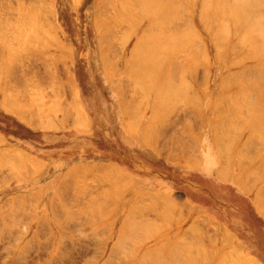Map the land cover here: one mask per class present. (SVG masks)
Segmentation results:
<instances>
[{
  "label": "rangeland",
  "instance_id": "obj_1",
  "mask_svg": "<svg viewBox=\"0 0 264 264\" xmlns=\"http://www.w3.org/2000/svg\"><path fill=\"white\" fill-rule=\"evenodd\" d=\"M106 1L0 0V101L9 102L30 125L57 131L83 129L86 146L81 153L84 164L71 169L49 167L46 162L27 157L25 160L21 152L23 160L19 159L18 164H23V168L12 169L7 167L10 156L0 157V175L13 171L20 186L19 193L12 197L10 191L1 192L4 188H0V264H238L245 257L246 264H264V125L257 126L254 118L258 108L264 113V80H260L264 76L257 74L260 79L253 78L258 67L264 69V51L256 58L253 56L257 55L249 54L253 43L264 49V37L259 39L260 33H251L257 38L253 39L244 31L243 23L238 28L229 25V32L226 29L221 33L217 21L200 14L202 0H179L189 6V12L181 16L186 14L183 7L178 19L191 18L192 27L197 29L189 26L192 36L186 34L188 19L183 22L186 29H179L185 24L177 29L186 35L184 46L194 48L189 64L195 60L197 63L190 66L193 73L182 76L179 71L185 80L179 76L176 81L178 74L174 80L168 64L157 52L163 43H171L167 35L170 30L165 28L164 35L157 29V38L151 28L144 29V25H151L145 21L142 0ZM252 1L244 4L251 11L247 14L258 18L260 13L264 17V0ZM253 3H257V8ZM106 7L116 12L112 15ZM259 18L257 24L261 27L264 18ZM178 19L175 26L180 23ZM220 34L227 37L226 42L220 43ZM165 36L168 38L162 41ZM122 37L126 40L121 41L125 42L121 47ZM139 38H143L145 47L135 51ZM115 39L119 40L118 50L110 44ZM197 42L209 54L207 57L203 51H199L202 55L195 53ZM233 43L237 48H233ZM109 44L112 49L108 51ZM186 58L188 55L178 60L183 63ZM108 64L117 66L113 69ZM197 64L205 73L204 79L199 75L200 69L196 71ZM243 68L252 74L246 75L250 77L247 79L256 82L243 80ZM261 69H257L259 74ZM234 70L243 79L241 76L236 81ZM231 71L237 83L232 80ZM168 75L172 78L168 79ZM197 77L203 80L202 85ZM222 80L228 84L223 85ZM255 83L262 84V92ZM166 84L177 95H183L179 97L185 100L184 107L168 89L179 105L166 111L175 107L170 106V97L163 95ZM243 90L249 92L246 97V92L240 93ZM234 95H240L239 100ZM129 100L137 104L129 105ZM125 106L133 109L132 120ZM134 106L138 108L136 112ZM185 108L190 109L188 114L183 112ZM160 116L164 120L162 127ZM255 133L259 134L256 140ZM246 138L253 143L251 146L248 141L249 146H245ZM91 140L97 147L95 152L91 151ZM186 148L189 149L184 153ZM92 159L98 161V169L86 165ZM29 161H34L37 168L34 163L27 165ZM113 172L114 176H110ZM27 179L32 182L24 183ZM147 189L149 194H145ZM219 238L223 243L236 240L252 245L259 259L257 254H249L246 247L239 249L244 251L240 261L208 254L217 251L207 246L217 245Z\"/></svg>",
  "mask_w": 264,
  "mask_h": 264
},
{
  "label": "bare ground",
  "instance_id": "obj_2",
  "mask_svg": "<svg viewBox=\"0 0 264 264\" xmlns=\"http://www.w3.org/2000/svg\"><path fill=\"white\" fill-rule=\"evenodd\" d=\"M108 1V0H107ZM107 1L105 2L106 4H107ZM110 1V0H109ZM108 1V3H110ZM119 1H121V0H119ZM182 1V0H181ZM184 1V0H183ZM254 1H256V0H254ZM99 2H101V1H99ZM125 2V1H124ZM134 2V1H133ZM137 2L139 3L140 1H138L137 0ZM188 2V1H187ZM246 2H250V4H252V0L250 1V0H202V3H201V8H200V14H204V15H206L205 17H207L208 19H210L211 21H217L218 23V29H219V31L221 32V33H223L224 32V30H226V29H228V32H229V28H227L229 25H233L235 28H238V25H239V23H243V26H244V31H248V33H249V35H250V37H252L253 36V34H251V33H254L255 35L257 34V32H258V34L260 33V37H259V39L261 38V37H264V33H262L261 32V27L263 28L264 27V25H262L261 27L257 24V20H258V18L260 17V18H264V17H261V15H260V13H259V16H257L258 18H256L255 16H251V15H248L247 13L249 12H251V11H248V9L246 8V7H244V4L246 3ZM102 3V2H101ZM127 3V2H126ZM135 4V6L136 5H139V4ZM141 3V2H140ZM184 3H186V2H184ZM191 3H192V1H191ZM258 3V2H257ZM257 3H255V4H257ZM264 3V2H263ZM116 4V3H115ZM129 4V3H128ZM127 4V5H128ZM134 4H132V5H134ZM254 3H253V7H255V8H257L256 6H254L255 5ZM184 5H186V4H184ZM249 5V4H248ZM261 5H262V3H261ZM264 5V4H263ZM104 6V5H103ZM112 6V5H111ZM118 6V5H117ZM134 6V7H135ZM192 6V5H191ZM258 6V5H257ZM116 7V6H115ZM119 7V6H118ZM117 7V8H118ZM186 7V6H183V4L181 3H179V0H142V11H143V15H144V17H145V21L147 22V23H150V25L151 26H149V27H147L146 25H144V29L147 31H149V29L151 30V34H152V31L153 32H156V35H157V29L159 30L158 31V33L160 32V29H161V32L163 31V33L162 34H164V29L166 28V29H169L170 30V33L168 34L167 33V35H169L168 37H169V39H170V41H171V43L170 44H166V43H163L159 48H158V51L157 52H159L160 53V55H161V57H162V59H163V61H166V63L168 64V72H169V75L171 76V74H172V76H176L178 73H179V71H180V73L182 74V76H183V74L184 73H186V75H187V73H193V71L195 72V70H191L192 68L190 67L191 65H193L197 60H195V62L193 61V63H191V65L189 64V61L191 60L190 58H189V56H190V53H192L193 51H194V48L192 49V48H190L189 46H184L185 45V43L187 42V40L185 39L186 38V35L184 36V34L185 33H181V30H179V29H184L183 28V26H187V24H185V23H183L185 20L187 21V19H188V22H186V23H190V20L189 19H191V18H188L187 16H186V19L185 20H180V19H182L183 17H181V16H184L185 17V15H187V13L189 12L188 11V9H187V7H189V6H187L186 8H185V10H184V8ZM248 7V6H247ZM249 7L253 10V7L251 6V5H249ZM259 7V6H258ZM107 8V7H106ZM105 8V9H106ZM111 9V7H108L106 10H110ZM255 8H254V10H255ZM122 9H124V8H122ZM128 9V8H127ZM96 11L98 10V8L97 9H95ZM99 10H101V9H99ZM112 10V9H111ZM107 11L108 13L110 12V13H112V11ZM115 9H113V11H114ZM118 10H120V8L118 9ZM134 10V9H133ZM182 10H184V13H186V14H184V15H181L180 17H179V19H178V16H179V14H180V12L182 11ZM121 11V10H120ZM125 11H128V10H125ZM32 12V11H31ZM98 12V11H97ZM116 12V10L113 12V13H115ZM136 12H139L140 13V11H136ZM183 12V11H182ZM105 14H106V12H104ZM104 13H103V16H105L104 15ZM113 13H112V15H113ZM264 13V12H263ZM31 14V13H30ZM49 15V14H48ZM95 15V14H94ZM98 15V14H97ZM100 15H102V14H100ZM100 15H99V18H100ZM115 15V14H114ZM123 15H127V13L126 14H123ZM107 16V15H106ZM200 15H198V17H199ZM264 16V15H263ZM204 17V16H203ZM202 17V18H203ZM259 18V19H260ZM177 19L178 20H180V23H177L178 25H174L175 24V22H177ZM184 19V18H183ZM96 20V19H95ZM94 20V21H95ZM135 20V19H134ZM263 20V19H262ZM122 21H123V19H122ZM142 21V20H141ZM151 21H152V23H151ZM205 21H206V19H205ZM261 21V20H260ZM131 22V21H130ZM129 22V23H130ZM120 23H121V21H120ZM128 23V22H127ZM135 24V23H134ZM181 24H185V25H182V27L180 28L179 27V25H181ZM129 25V24H128ZM215 25H216V23H215ZM119 26V25H118ZM126 27H127V24L125 25ZM173 26H175L174 28H176V29H174L173 28ZM177 26L179 27V29H177ZM192 28V30L194 29V27H192V25H191V23L188 25V30H185V31H189L188 33H186L187 35L189 34V33H191V36H192V33H193V31L192 30H190V27ZM204 26V25H203ZM131 27V26H130ZM146 27V28H145ZM97 28H99V27H97ZM117 28V27H116ZM119 28H122L121 26H119L118 27V31L120 30ZM133 28V27H132ZM149 28V29H148ZM185 28V29H186ZM129 29H131V28H129ZM197 29V28H196ZM196 29H194V30H196ZM208 29V28H207ZM97 30V29H96ZM106 30V29H105ZM111 30V29H110ZM122 30V29H121ZM133 30V29H132ZM143 30V29H142ZM145 30H143L144 32H145ZM108 31V30H107ZM106 31V32H107ZM116 31H117V29H116ZM126 31V30H125ZM166 31V30H165ZM184 31V30H183ZM198 31H200V30H198ZM212 31V30H211ZM231 31V30H230ZM243 31V33H242V37H243V35H244V32ZM122 33H123V31H121ZM120 31L118 32V33H121ZM128 31H126V33H127ZM132 32V31H131ZM160 32V33H161ZM195 32V31H194ZM197 32V31H196ZM195 32V33H196ZM228 32H225V34H227V36H229L228 35ZM256 32V33H255ZM263 32H264V28H263ZM110 32H108L107 34H109ZM112 33H113V31H112ZM111 33V36H113V34ZM122 33H121V35H122ZM194 33V35H196ZM217 33V32H216ZM132 34V33H131ZM141 34V33H140ZM142 34H143V32H142ZM144 34H147V33H144ZM224 34V36H226ZM230 34H231V32H230ZM237 34V33H236ZM126 36H128L127 34H125ZM124 35V36H125ZM165 35V34H164ZM221 35V37H220V40L219 41H225L226 42V40L227 39H225V38H227V37H223V34H220ZM235 35V34H234ZM247 35V34H246ZM246 35H244V37L246 36ZM103 36V35H102ZM102 36H100V38L102 37ZM107 37H106V39L107 38H109L108 37V35H106ZM125 36V37H126ZM131 36V35H130ZM148 36V35H147ZM161 36V35H160ZM233 36V35H232ZM105 37V35L102 37V38H104ZM141 37H142V35H141ZM143 37H146V35L144 36L143 35ZM156 37V36H155ZM159 37V35H157V38ZM167 37V38H168ZM197 37H199L198 35H197ZM212 37V36H211ZM240 37H241V35H240ZM240 37H236V39L235 40H237V38H238V41L241 43V41L239 40V38ZM254 37V38H253ZM252 38L253 39H257V38H255V36H253ZM149 38V37H148ZM161 38V37H160ZM166 38V36L164 37V38H162V41L164 40ZM166 38V39H167ZM193 38H196V36H193ZM193 38L191 37V39L193 40ZM200 38V37H199ZM222 38H224L225 40H223ZM110 39H114V38H110ZM125 38L124 37H122L121 39H119L120 40V42L122 41V40H124ZM127 39H128V37H127ZM154 39V38H153ZM165 39V40H166ZM197 39V38H196ZM243 39V38H242ZM258 39V40H259ZM108 40V39H107ZM119 40H116L115 39V42L114 43H116V42H118ZM126 40V39H125ZM124 40V41H125ZM164 40V41H165ZM214 40V39H213ZM212 40V41H213ZM262 40H264L263 38H262ZM262 40H260V42L262 41ZM104 41V40H103ZM123 41V43H125ZM199 41V40H198ZM218 41V42H219ZM222 41L220 42V43H222ZM146 42H147V40H146ZM194 41H192V43H193ZM217 42V43H218ZM236 42V41H235ZM238 42V43H239ZM263 42L264 41H262L261 42V44H263ZM114 43H111L110 42V44H112V45H114V48L118 45V43H116V45L114 44ZM122 43V42H121ZM123 43H122V45H121V47L123 46ZM188 43L190 44V42L188 41ZM195 43V42H194ZM198 43V42H197ZM216 43V44H217ZM229 43V42H228ZM240 43H239V46H240ZM246 43V42H245ZM244 43V44H245ZM24 45L26 44V43H23ZM108 45V46H111V47H109V49H107L108 51L110 50V48L112 49V45ZM120 44V43H119ZM200 42L198 43V45H196V47H197V49H195V53L196 54H200L203 50H204V47H201L200 45ZM205 44V43H204ZM229 44H231V43H229ZM242 44V43H241ZM258 44H259V41H258ZM103 45H104V43H103ZM103 45H101V47L103 46ZM218 45V44H217ZM217 45H216V47H217ZM233 46H235V47H233L234 49L235 48H237L236 47V45L233 43L232 44ZM26 46H27V44H26ZM105 46V45H104ZM108 46H107V48H108ZM220 46H221V44H220ZM237 46H238V44H237ZM242 46V45H241ZM240 46V47H241ZM118 47V46H117ZM117 47L115 48L116 50H118L117 49ZM119 47H120V45H119ZM120 47V48H121ZM136 47L137 48H135L134 50L136 51V49H138V51L139 50H142L144 47H145V41L143 40V38H139V40H137V43H136ZM192 47H194V46H192ZM195 47V48H196ZM239 47V48H240ZM245 47V46H244ZM152 48V47H151ZM229 48H230V46H229ZM193 51H192V50ZM203 49V50H202ZM217 49V48H216ZM220 48L218 47V50H219ZM226 49V48H225ZM234 49H232V46H231V50L233 51ZM241 49V48H240ZM114 50V49H113ZM120 50V49H119ZM228 50V49H227ZM105 51V50H104ZM115 51V50H114ZM199 51H201V52H199ZM235 51V50H234ZM263 51H264V49L263 48H259V47H255L254 46V43H253V45H252V47H251V51L249 52V54H253V55H257V56H253V58L255 57H258V53H260V52H262L263 53ZM204 53H205V51H203ZM217 52V51H216ZM109 53V52H108ZM61 54V53H60ZM118 55H119V53H117ZM142 54V53H141ZM203 53H201L200 55H202ZM206 54V53H205ZM208 54V53H207ZM207 54L206 55H204V56H206L207 57ZM112 55H115L114 53H112ZM118 55H116V56H118ZM188 55V58H186V60H185V62H187L188 60V63H185V62H183V63H185V65L182 63V62H180L178 59H181V57H184V56H187ZM209 55V54H208ZM115 56V57H116ZM264 56V55H263ZM262 56V58H264ZM62 57V56H61ZM59 58H60V56H59ZM200 58V57H199ZM209 58V57H208ZM217 58V57H216ZM108 59V58H107ZM183 59V58H182ZM203 60H204V58H202ZM212 59V58H211ZM248 59V58H247ZM110 60H112V59H110ZM115 60V59H114ZM205 60L207 61V58H205ZM246 60V59H245ZM105 61H107V60H105ZM182 61V60H181ZM183 61H184V59H183ZM263 61H264V59H263ZM104 62V61H103ZM108 62V61H107ZM113 62V61H112ZM170 62V63H169ZM198 62H199V60H198ZM209 62V61H208ZM197 63V62H196ZM240 63V62H239ZM246 63V62H245ZM244 63V64H245ZM114 64V63H113ZM163 64V63H162ZM162 64H160L159 63V65H162ZM186 64H188V65H186ZM199 64V63H198ZM197 64V67H195L196 68V71H197V69L199 68H201L199 65ZM104 65H105V63H104ZM109 66H110V64H108ZM204 65V64H203ZM234 65V64H233ZM106 66V65H105ZM115 66H117V65H114V67ZM193 66H196L195 64L193 65ZM199 66V67H198ZM245 66V65H244ZM246 66H248V67H250L249 65H246ZM254 66V65H253ZM110 67H112L113 69H114V67L111 65ZM252 67V66H251ZM187 68H188V70H187ZM245 68V67H244ZM244 68H243V71H242V74H243V72H244ZM247 68V67H246ZM264 68V67H263ZM199 69H198V71H199ZM202 69V68H201ZM201 69H200V73L201 74H199V75H201V76H205V73L204 74H202V72H201ZM257 69H259V71H260V69H261V67L259 68H257ZM255 70V73H253V78L254 79H260L259 78V76H257L256 77V75L258 74V75H261L260 77L262 78V76H264V69H261V73L259 74V71L258 70ZM191 72H190V71ZM203 70V69H202ZM241 69H239V71H240ZM246 70V69H245ZM262 70H263V72H262ZM66 71V70H65ZM64 71V72H65ZM152 71V70H151ZM258 71V72H257ZM108 72V71H107ZM112 72V69H111V71H110V74H112L111 73ZM204 72H206V70L204 69ZM232 73H233V71H231ZM234 72H236L237 73V71H235L234 70ZM1 73H2V71H1ZM109 73V72H108ZM231 73V74H232ZM235 73V74H236ZM239 73V72H238ZM236 74V75H238L237 77L234 75V73H233V77H231L232 75L231 74H229V75H231V76H227V77H230V79H232L233 81H234V79H235V77H236V81H237V78H238V80H240L241 78L243 79V75L244 76H246V75H250V72L249 71H247V73H249V74H247L246 73V71L244 72V74L242 75L241 74V76H239L240 74ZM241 73V72H240ZM110 74H108V75H110ZM149 74V73H148ZM255 74V75H254ZM263 74V75H262ZM66 75V74H65ZM169 75H168V79H171L170 77H169ZM186 75H185V77H186ZM198 75V74H197ZM174 76V80H176V81H178L179 80V76H180V74H178V78H176ZM182 76H180V79L182 80V79H184L185 80V78L183 77L182 78ZM191 76L192 75H190L189 74V77H190V79H191ZM204 76H203V78H201V79H204ZM208 76V74L206 73V77ZM226 76V75H225ZM224 76V77H225ZM252 76V74L250 75V77ZM239 77H241L240 79H239ZM250 77H245L246 79H243V80H247V81H251V82H253L254 81V79L252 80V79H247V78H250ZM128 78V77H127ZM176 78V79H175ZM200 78H198L197 77V82L199 81V83L202 85L203 84V82H201V81H203V80H199ZM226 78V77H225ZM128 79H131V78H128ZM128 79H126V80H128ZM172 79V80H173ZM189 79V80H190ZM223 79V78H222ZM124 80V79H123ZM171 80V81H172ZM195 80H196V77H195ZM242 80V82H244ZM260 80H264V78H262V79H260ZM129 81V80H128ZM205 81V80H204ZM227 81H231V80H229V78H227ZM225 82V80H222V82L221 83H223V85H225L226 83L228 84V82ZM236 81H234L235 83H237ZM124 82V81H123ZM225 82V83H224ZM254 82H256V81H254ZM253 82V83H254ZM68 83L70 84V82L68 81ZM130 83V85H131V82H129ZM167 83V82H166ZM169 84H171V82H168ZM177 83H179V82H176V84ZM263 83V82H262ZM134 83H132V85H133ZM136 84V83H135ZM169 84H166V89L164 88V86L162 87V92H163V95L164 96H166V97H170V98H167L170 102L169 103H171V102H173V104L171 103V105L170 106H175V107H172V108H170V106H169V108H170V111H168L169 109H167L166 111L169 113V112H171V111H173L175 108H176V105H179L178 103H174V101H177V100H175V99H178V98H180V100H181V106H183L184 104H183V102L182 101H185V100H182L181 99V97H179V96H182L183 97V95H177L176 94V92L177 91H175L174 89H170V85ZM181 84V83H180ZM199 84V85H200ZM229 84H231V83H229ZM241 84V83H240ZM248 84V83H247ZM256 84V83H255ZM254 84V86L256 87V86H258L259 88H260V85H262V84H259V83H257L256 85ZM174 85V84H173ZM189 85V84H188ZM69 86V85H68ZM137 86V89H139L140 88V86H138V84L136 85ZM148 86V85H147ZM221 86V85H220ZM219 86V87H220ZM263 87H264V85H262ZM134 87H135V85H134ZM242 87V86H241ZM180 88V87H179ZM182 88H184L183 86H182ZM194 88V87H193ZM192 87H191V90H194ZM226 89H227V87H225ZM225 88H223V89H225ZM243 88V87H242ZM253 88V87H252ZM135 89H136V87H135ZM168 89H170V90H172L173 91V93H175V94H173L172 93V97L173 98H175L174 99V101H173V98L170 96V94H171V92L168 94ZM222 89V90H223ZM245 89V88H244ZM255 89V88H254ZM254 89H252L253 90V92H254V94H256L255 92L256 91H254ZM261 89L262 88H260V91H261ZM169 90V91H170ZM245 90H247V91H250V90H248V89H245ZM245 90H243V91H241L240 93H242V92H246L247 94L245 95L244 93V95H245V97L248 95V93L249 92H247V91H245ZM263 90V89H262ZM143 91V90H142ZM141 91V89H140V91L138 90V92L140 93V92H142ZM146 91H147V89H146ZM175 91V92H174ZM187 91V90H186ZM184 92V91H183ZM187 92H189V91H187ZM187 92H185V93H187ZM252 92V91H251ZM262 92V91H261ZM139 93L137 94V95H139ZM239 93V94H240ZM263 94H264V92H262ZM167 94H168V96H167ZM250 94H253V93H250ZM137 95H135V96H137ZM190 95H191V93H190ZM240 95H242V94H240ZM240 95H238V97L240 96ZM4 96V95H3ZM229 97L228 98H230L231 97V94L230 95H228ZM232 96H233V94H232ZM237 96V95H236ZM235 95H234V98L236 99V98H238V97H236ZM251 98H252V96L251 95H249ZM141 99H143L144 98V94H143V92H142V94L140 93V96H139ZM139 97H135V100L136 99H138ZM244 97V98H245ZM264 96H262V98H263ZM140 98L138 99V101L140 100ZM234 98H231V99H229V100H233ZM131 99H133V98H131ZM220 99V98H219ZM221 99H222V97H221ZM225 98H223V100H224ZM227 99V98H226ZM249 99V98H248ZM248 99H245V100H247L248 101ZM253 99V98H252ZM264 99V98H263ZM164 100V99H163ZM165 100H166V98H165ZM179 100V101H180ZM237 100H239V98L237 99ZM129 101H131V100H129ZM141 101V100H140ZM138 102V104L139 103H143V101H144V99L141 101V102ZM224 101H227L228 102V99L227 100H224ZM241 101V100H240ZM261 101V100H260ZM260 101H259V103H260ZM263 101V100H262ZM137 101H135V102H129V105H133V104H135ZM248 102H252V101H248ZM133 103V104H132ZM145 103V102H144ZM226 103V102H225ZM230 102H228V104H229ZM241 103H242V101H241ZM244 103H245V101H244ZM137 104V103H136ZM166 104V103H165ZM186 104H188V103H186ZM185 104V105H186ZM227 104V103H226ZM227 104V105H228ZM248 104V103H247ZM124 105V104H123ZM161 105V104H160ZM190 105V104H189ZM192 105V104H191ZM246 105V104H245ZM244 105V106H245ZM5 106H7V105H5ZM247 106V105H246ZM126 107V106H125ZM125 107H123V108H125ZM159 107V106H158ZM184 107V106H183ZM190 107V106H189ZM233 107H235V106H233ZM126 108H128V107H126ZM134 108V110H135V112H136V110H138V108H136L135 109V106L133 107ZM174 108V109H173ZM192 108V107H191ZM239 108V107H238ZM241 108V107H240ZM239 108V109H240ZM249 108V107H248ZM173 109V110H172ZM182 109V108H181ZM180 109V110H181ZM127 110V112L129 111V113H130V115L132 116V118H129V117H131L130 115H129V119H133V109L132 110H130V107L128 108V109H126ZM165 110V109H164ZM163 110V111H164ZM188 110H190V109H187L186 110V108H185V110L183 111V112H186V111H188ZM192 110V109H191ZM258 111H257V114H256V116H254V118H255V120H256V124H257V126H260L261 127V125H264V113L263 114H261L260 113V111H259V108L257 109ZM162 111V112H163ZM235 111H238V110H235ZM126 111H125V113H127ZM132 112V113H131ZM190 112V111H189ZM188 112V113H189ZM228 112H231V110L230 111H228ZM264 112V111H263ZM124 113V112H123ZM124 113V114H125ZM128 113V114H129ZM164 113H165V111H164ZM187 113V112H186ZM187 113V114H188ZM237 113V112H236ZM127 114V115H128ZM234 114V113H233ZM161 115V114H160ZM167 115V113H165V116ZM163 117H164V115H162ZM139 117V116H138ZM161 117V116H160ZM159 117V118H160ZM163 117H161L160 118V120H162V118ZM136 118V117H135ZM225 118H227V117H225ZM234 117H232V119H233ZM137 119V118H136ZM135 119V120H136ZM224 119V118H223ZM222 119V121L221 122H224V120ZM227 121L229 120L230 121V119L228 118V119H226ZM164 120H162L161 121V127H162V123L164 124V122H163ZM129 122H131V121H129ZM131 124H132V122H131ZM159 124H160V122H159ZM159 124H156V125H158V128L157 129H159L160 128V125ZM151 125V124H150ZM124 126V125H123ZM132 126V125H131ZM126 127V126H125ZM133 127V126H132ZM156 128H152V129H156ZM151 129V130H152ZM156 129V130H157ZM161 129V128H160ZM224 129H225V127H224ZM223 129V130H224ZM150 130V131H151ZM221 131V130H220ZM226 131V130H225ZM152 132H153V130H152ZM156 132V131H155ZM158 132V131H157ZM260 132V131H259ZM262 133H264V132H262ZM154 134V133H153ZM253 135V134H252ZM149 136V135H148ZM216 136H217V134H216ZM254 136L256 137V136H259V134L258 133H255L254 134ZM254 136H251V137H249L250 138V140L251 139H254ZM261 133H260V138H261ZM253 137V138H252ZM148 138V137H147ZM258 137H256L255 138V140L257 139ZM259 138V139H260ZM246 139H248V138H246ZM249 139L248 140H245V146L247 147V146H251V144H253L252 142H249L250 141ZM222 141L224 142V139H222ZM226 141V140H225ZM246 141H248L249 143V145H247L246 144ZM222 142V143H223ZM227 143H228V140H227ZM184 144H187V143H184ZM220 144V143H219ZM181 147H182V144L180 145ZM245 147V148H246ZM182 149V148H181ZM188 149L189 148H186V149H184L183 150V152L185 151V152H187L188 151ZM14 151V150H13ZM16 151V150H15ZM19 151V150H18ZM184 152V153H185ZM17 153V152H16ZM19 153V152H18ZM15 153H13V165H14V163L16 164L15 166H17L18 165V163L20 162V161H18L19 159H22V157L19 155H17V154H15ZM224 154V153H223ZM186 155H187V153H186ZM186 155H184V157H187ZM6 156V155H5ZM15 156V157H14ZM16 156H18V162H16L14 159H17V157ZM24 159L26 158V157H23ZM29 158V157H28ZM23 160V159H22ZM25 160H27V159H25ZM24 160V161H25ZM29 160V159H28ZM222 160V159H221ZM224 161V160H223ZM227 161V160H226ZM37 162V161H36ZM225 162V161H224ZM33 164L34 163V161L32 162V161H29V163H27V165H30V167L31 166H33V165H31V164ZM193 163H195V161L193 162ZM226 163V162H225ZM20 164V163H19ZM221 164H223L222 163V161H221ZM221 164H220V166H221ZM100 165V164H99ZM224 165V164H223ZM18 166H20V165H18ZM23 166V164H21V166L20 167H22ZM34 166H35V168H37V166H36V164L34 163ZM102 167H103V165H101ZM100 166V168H99V170H101V167ZM39 167V166H38ZM99 167V166H98ZM98 167H97V169H98ZM23 168V167H22ZM26 168H27V166H26ZM34 168V167H33ZM109 169V168H108ZM108 169H107V171H108ZM111 169V168H110ZM109 169V170H110ZM220 169H221V167H220ZM27 170V169H26ZM112 170V169H111ZM113 170H114V167H113ZM31 171H33V169H31ZM34 171H36V170H34ZM221 171H222V169H221ZM25 172V171H24ZM26 172H28V170L26 171ZM26 172H25V174H26ZM106 172V171H105ZM223 172H224V169H223ZM30 173V172H29ZM104 174V173H103ZM114 174V172L112 173V175H110V176H114L113 175ZM18 175H21V173H19ZM15 177V175L13 174V175H11V177ZM16 176H17V174H16ZM122 178V177H121ZM244 185H245V182L243 183ZM247 187V186H246ZM245 188V187H244ZM166 191V190H165ZM260 191H262V190H260ZM148 192V193H147ZM150 193H151V191H150ZM259 193H261V192H259ZM262 193H264V191L262 192ZM262 193H261V195H262ZM145 194H149V191H148V189H147V191H146V193ZM146 196H149V195H146ZM154 197V196H153ZM174 198V197H173ZM160 202V201H159ZM160 204V203H159ZM262 210V209H261ZM264 212V211H263ZM194 224V223H193ZM193 229H195V228H193ZM187 230H188V228H187ZM186 231V230H185ZM190 232V231H189ZM194 232V231H193ZM222 233V232H221ZM185 234V233H184ZM185 235H189L188 233L187 234H185ZM184 235V236H185ZM218 235V234H217ZM216 235V236H217ZM183 236V237H184ZM216 238V237H215ZM220 241V240H222V239H217V241ZM224 240V239H223ZM226 240V239H225ZM214 241V239L212 240V242ZM228 241V240H227ZM188 242V241H187ZM229 242V241H228ZM219 243H221V242H219ZM225 243V242H224ZM181 244V243H180ZM182 245V247H184L183 246V244H181ZM188 246V245H187ZM235 251V253H238V251L236 252V250H234ZM241 255V254H240ZM239 255V256H240ZM230 256L232 257L233 255L232 254H230ZM238 256V257H239ZM237 257V256H236ZM242 257V256H241ZM232 259H235L234 257L232 258ZM224 260V259H223ZM227 260H229V259H227ZM244 260V259H243ZM246 260H248V259H246V257H245V262L247 263V261ZM238 261H240V260H238ZM244 261L241 263V261H240V263H238V264H243L244 263ZM246 263H244V264H246ZM229 264V263H228ZM248 264H249V262H248Z\"/></svg>",
  "mask_w": 264,
  "mask_h": 264
},
{
  "label": "crops",
  "instance_id": "obj_3",
  "mask_svg": "<svg viewBox=\"0 0 264 264\" xmlns=\"http://www.w3.org/2000/svg\"><path fill=\"white\" fill-rule=\"evenodd\" d=\"M8 104L9 102L7 101H0V157L5 155L10 156V164L7 165V167H11L12 169L18 167L19 164L15 166L16 164L14 163L13 165V153L18 155L20 152L24 157L46 162L49 167L51 166L54 168L63 167L64 169H71L75 166H82L84 164L82 161L83 157L81 156L82 150L86 147L84 146L82 138L83 129L70 127L57 131L55 129L36 127L24 121L25 115H21L18 110ZM90 144L91 151L95 152V142L93 143L91 140ZM16 157L17 159L14 160L18 162V156ZM95 159H92L89 164L86 163V165L91 166L92 170L96 169L98 165V161ZM13 174L15 177H11ZM23 182L29 184L32 181L31 179H27ZM0 188H4L1 192L10 191L8 192L11 195L10 197L18 194L20 191L18 176H16L13 171L10 173L7 172L5 175L1 174ZM204 211L205 210H203V214H207ZM219 242L217 245L207 246L208 248L217 249V251H208V254H216L220 255V257L225 255L231 259L234 257V261H237L244 253L243 250L240 251L239 249L246 247L249 254L255 253L257 254L256 257L259 259L258 251H253V246L248 243L236 240L226 241L225 243L222 241ZM234 250H236V252L238 251V253H235ZM230 254L233 256L231 257Z\"/></svg>",
  "mask_w": 264,
  "mask_h": 264
}]
</instances>
